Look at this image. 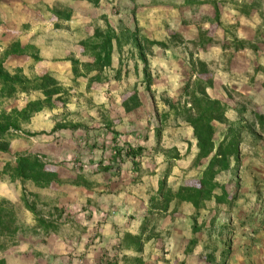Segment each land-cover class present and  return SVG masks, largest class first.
Returning a JSON list of instances; mask_svg holds the SVG:
<instances>
[{
    "label": "rangeland",
    "instance_id": "obj_1",
    "mask_svg": "<svg viewBox=\"0 0 264 264\" xmlns=\"http://www.w3.org/2000/svg\"><path fill=\"white\" fill-rule=\"evenodd\" d=\"M7 1L9 0H0V63L3 62L9 73H19L32 79L51 73L70 92L66 106L59 104L57 109L44 110L22 125L21 131H11L6 138L9 148L12 154L29 151L43 155L48 169L58 172L64 178L83 170L87 178L97 185L92 190L74 186L40 189L31 183L23 185L18 180L0 178V198L16 206L23 228L16 243L0 251V259L4 258L7 264H119L124 255L118 247L122 237L125 233L136 234L141 231L148 214L150 198L158 195L161 183L164 181L168 188L178 190L180 186L196 181L203 170L189 168L197 152L191 127L173 118H168L163 124L161 122L162 114L168 110L165 98L175 101L180 99V96H170L157 89L163 85L157 78V68H161L162 63L155 66L154 61H162L169 54L159 47L152 49V55L148 57L152 77L149 93L146 89L144 64L140 61L133 42L123 45L121 49L116 46L112 68L105 72L107 81L92 83L72 69L71 60H87L83 48L75 40L62 41L58 38L55 31L58 18L44 7V3H37L38 9L29 8L27 14L22 15L23 13L14 12L17 4L15 0L12 1L15 6L10 10L12 12L5 11L3 6ZM57 1L62 6H70L69 3L72 2ZM203 1H193L191 5H186L189 0H100L98 5L84 2L78 20L91 33L98 28L105 30L111 27L117 32L130 29L138 30L142 36L150 39L168 42V51L177 49L179 58L188 65L189 71L184 74L188 75L189 81L194 82L200 73L196 63L200 59L196 55L216 46L225 51L222 43L226 38V27L234 26L230 36H238L239 24H225L212 33L216 44L203 51L196 47L192 42L198 40L199 29L210 28L205 19L207 7L196 5V2ZM250 4L253 7H244ZM227 5L238 7L247 17L259 16L255 38L243 40L264 45V0H226L224 9ZM260 10L262 13L256 15ZM37 25L48 26V31H54L49 33L45 30L39 37H35L32 28ZM173 34L177 35L174 40ZM16 43L21 48L30 43L39 45H33L38 50H29L26 55L5 56V50ZM226 50L224 55L217 53L216 57L211 56L212 61H202L206 63L207 72L199 75L214 81V88L209 89L211 97L232 98L227 118L230 123L244 128L240 165H233L231 170L217 178L222 185L228 186L231 194L236 192L237 200L233 204L221 205L212 200L201 211L197 219L201 229L195 237L203 251L195 257V264H207L206 256L209 254H214L216 259L212 264L236 263L240 254L247 255L248 259L253 257L258 226L262 223L264 225V135L260 132L254 115L255 112L264 114V105L259 106L225 86L230 75L236 77L238 82L247 81L251 85L256 83L253 74L259 73L256 71L260 66L258 52L249 49V55L236 57L230 46ZM41 55L46 57L42 59ZM36 56L41 59L37 61ZM63 57L69 61L63 65V73L60 75L58 71L52 72L53 65L59 64L56 60ZM250 58L252 64L248 73L243 64ZM192 64L196 73L193 72ZM260 87L264 89V83ZM135 89L142 106L128 114L122 107V100L124 95ZM183 90L184 88L181 95ZM41 98V91L1 98L0 116L13 109H21L28 101ZM58 122L82 124L85 128L53 133ZM161 124L163 132L158 137L157 128ZM216 128L221 136L226 133V125L217 123ZM127 146L145 148L139 171L131 162H126L109 173L99 171L100 163L109 164V158L116 147ZM173 148L179 150L180 158H173L167 163L165 156H172L167 152ZM9 162L14 163L13 156L0 153V171ZM118 166L117 163L116 167ZM24 188L29 193L38 194L49 205L65 208V225L58 235L45 237L41 232L34 233L30 230L34 219L21 200ZM180 210V207L175 209L172 216L182 215ZM164 221L162 215L156 216L149 227H154L152 230L159 237L145 246L143 257L148 264H158L165 257V242L170 236L171 224L168 223L163 229L161 226H164ZM189 241L190 239L186 243Z\"/></svg>",
    "mask_w": 264,
    "mask_h": 264
},
{
    "label": "trees",
    "instance_id": "obj_2",
    "mask_svg": "<svg viewBox=\"0 0 264 264\" xmlns=\"http://www.w3.org/2000/svg\"><path fill=\"white\" fill-rule=\"evenodd\" d=\"M86 1L95 5L100 0H74ZM186 5L193 4V1ZM192 1V2H191ZM197 6H205L206 22L210 28H200L199 38L192 42L202 51L212 47L215 38L212 33L218 27H223L221 17L226 0H204L196 2ZM182 7V6H181ZM245 8L253 7L246 5ZM68 9V8H67ZM59 20L70 19V13L67 10L62 11L59 8L49 10ZM234 26L226 27V38L222 43L224 50L228 46L234 51L244 49H252L259 51L258 44L247 40L240 39L238 36L231 34ZM230 36V37H229ZM177 37L173 34L172 40ZM124 42V43H123ZM133 42L138 50L140 61L144 64V75L146 79V89L151 92L152 77L149 71L148 57L152 55V49L159 47L168 50L170 48L168 42H160L148 37L142 36L138 30L125 29L117 32L115 29L108 27L105 30L96 29L92 36L80 42V46L84 50V56L87 60L80 61L78 59L71 60L72 69L79 73L80 77L87 78L92 83L101 84L107 81L105 72L112 68L113 55L116 46L121 49L123 45ZM230 43V44H228ZM29 50H38L36 46L28 44L25 48H21L20 44L5 50L4 55L10 57L12 55H26ZM37 61L41 58L35 57ZM197 67L200 73L195 77V81H188L184 86L182 95L177 101L171 98H165V104L168 110L162 114V124L168 118L185 122L192 128L193 138L196 140V155L192 161L190 169L203 168L201 175L193 183L180 186L178 190L168 188L163 181L159 189L158 195L150 198L148 206V214L142 225V229L137 234L125 233L118 247L121 251L133 252L141 254L144 252L145 246L152 240L159 237L154 233L155 229H149L152 220L156 216L162 215L164 218L168 216L170 205L173 201L178 203L191 204L194 211V224L192 231L194 237L186 246V254L193 252L198 245V239L195 237L200 232V226L197 219L201 215V211L206 204L215 200L217 205L233 204L237 200V194H231L227 185H222L218 180V176L231 170L233 165L239 166L241 161V144L242 133L244 128L240 125H234L229 122L227 113L231 108L232 98L226 99L213 98L209 94V89L214 88L212 79H204L199 74L207 72L206 63L198 60ZM193 65V64H192ZM197 69V68H196ZM257 72L264 73V67L258 66ZM193 72L196 73L193 65ZM41 91L43 98L28 101L21 109H13L8 114L3 113L0 116V153H7L13 156L14 163H6L0 171V178L8 177L12 180H18L23 185L27 183L33 184L40 189H47L52 186H74L92 190L96 187V183L89 180L86 174L81 170L75 172L73 176L64 178L56 171L48 169V164L41 154L26 152H11L7 141V136L11 131H21L22 125L28 123L34 115L44 110L57 109L59 104L66 106L70 96L69 90L57 80L51 73H46L35 78H28L25 75L9 73L0 63V99L13 98L20 94H30L32 92ZM142 106L137 89L124 95L122 107L126 113H131ZM255 120L260 132L264 135V114L255 112ZM224 124L227 126L226 133L221 136L216 128V124ZM162 124L157 128L158 137L162 135ZM82 124H68L67 122H58L54 126L52 132L56 133L61 130L78 131L84 129ZM114 135H117L113 132ZM145 148L143 146H127L126 148L116 147L114 154L109 158V164H99V171L111 172L119 169L126 162H131L134 168L139 171L140 161ZM172 156L166 154L167 163L180 158L179 151L176 148L169 152ZM118 163V167L116 164ZM22 203L24 208L30 212L34 219V224L30 230L34 233H43L45 237L58 235L65 225L67 213L65 208L58 205H49L43 202L38 194L29 193L25 188L22 194ZM23 231L19 222L17 208L14 204L4 198H0V251L6 250L10 245L16 243L17 236ZM122 264H147L144 257L134 255H123ZM216 261L214 254L206 256V262L214 263ZM119 263V262H118ZM0 264H7L4 258L0 259Z\"/></svg>",
    "mask_w": 264,
    "mask_h": 264
},
{
    "label": "crops",
    "instance_id": "obj_3",
    "mask_svg": "<svg viewBox=\"0 0 264 264\" xmlns=\"http://www.w3.org/2000/svg\"><path fill=\"white\" fill-rule=\"evenodd\" d=\"M12 1L14 0H9L6 3L4 2L5 4L3 7H5V11L11 13L12 11L10 10L16 6L14 8L15 9L14 12L23 13L22 15H26L27 14L26 11H28L29 8L34 7L36 9L38 7L36 6L37 3L41 5L44 3V7L47 8L48 10H52L54 7L59 8L62 11L67 10V12H69L71 16L70 19L68 20H58L57 19L56 26H55V31L58 34V38L62 41L75 40L77 44H80L81 41L93 35V33H91V31L89 32L87 27L84 28L83 25H81L80 20H78V17L80 14L79 11L82 8V6L85 5L84 2L86 1L71 0L72 2L69 3L70 6H62L61 4H58L59 2L58 1L56 2V0H15L17 4H15L14 6L12 4ZM234 1H237V0H234ZM253 4L255 3L253 2ZM261 13H262V10L256 13V15H259ZM257 17H254V18L247 17V15L243 14L238 7L235 8L230 5H227V7L224 9V14H223L221 21L223 25L235 24V23L239 24L238 36L242 39L253 40L256 35L255 30L258 27V25H256ZM65 25H67V27ZM70 25L72 26L68 27ZM47 29H48V26H43V25L38 26L37 25L32 28V31L35 32V37H39L41 35L40 33H43ZM53 31L54 30L50 29L48 32L51 33ZM193 39L195 40L196 38H193ZM30 44L39 45L35 43H30ZM258 46L262 50V51L261 50L258 51V64L264 67V48H261V46H264V45L258 44ZM39 50H40V46H39ZM115 52H116V48H115L114 55H113V61L116 58ZM226 52L227 50L222 51L220 48H218V46H216L205 53L201 52L200 54H197L196 57H198L200 61L206 62V61H212L211 56L216 57L217 53L219 54L223 53L224 55V53ZM249 52H250L249 49H244V50L237 51V52L234 51L233 53H235L236 57L238 55H239L238 57H242L241 55H249ZM166 53L169 54V55L167 54L168 55L167 58L165 57V59H163L162 61H160L159 59L154 61L155 66H157L159 63H162V67L157 68L158 74H159L157 78L158 80H160V83H162L163 85L160 87H157V89L162 93H167L170 96L178 97L181 95L182 89L189 81L188 75H186L187 72L189 71L187 68L188 65L186 64L184 60L179 58L180 54L177 51V49L176 50L172 49L171 52L167 50ZM40 57L43 59L46 56L41 55ZM256 58L257 56L255 55L254 59ZM251 59L252 58H250V60L246 59V62H245L246 64H243V67L244 68L246 67L245 69L246 71H248V73L250 72L249 66L252 64ZM56 61L59 64L53 65V69L51 71L52 72L58 71V73L61 75L65 69V66L63 65L67 64L69 61L67 58H64V57ZM227 78L228 79H226L225 86H228L230 89L240 93L241 95L248 97L255 104L259 106L264 105V89L260 87L262 83H264L263 73L259 72L256 75L253 74V78L256 81V83L253 85H251L247 81L238 82L235 80L236 77L231 76V75ZM246 80H248V77H246ZM255 85L258 88H256ZM224 97L226 98V95ZM218 99H224V98L221 97ZM195 148H196V140H195ZM178 207L181 208L180 210L181 213L180 212L179 213L184 215L183 217L182 215L172 216V212H175V209H177ZM194 211H195L194 207L189 203H178V201H173L171 203L169 211H168V216L164 218L165 220L164 226H161V228L164 229L169 225L168 223H170L171 226L169 230L171 232H170V236L165 242L167 245V249L165 250V255H164L165 257L163 258L162 261H158V264H195V260H196L195 257L199 255L200 251H203L202 250L203 247L199 245V241H198V245L194 248L193 252H191L190 254H186V246H187L186 241L188 239L191 240L194 237L193 231H191V228L193 226L192 215ZM258 227H259V233L256 236L257 245H256V248H254L253 257L248 259L247 255L240 254L239 258H237V262L236 263L234 262L233 264H264V225L263 223L261 226H258ZM123 252H124V255L126 254V255H134V256H139V255L143 256V253L145 251L141 254L127 252V251H123ZM119 264H122V261Z\"/></svg>",
    "mask_w": 264,
    "mask_h": 264
}]
</instances>
